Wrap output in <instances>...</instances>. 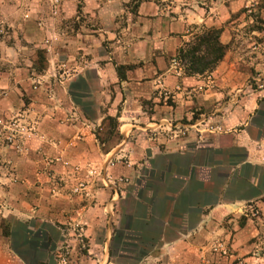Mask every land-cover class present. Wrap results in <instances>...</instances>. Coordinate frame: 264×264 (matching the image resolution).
<instances>
[{
  "label": "crops",
  "instance_id": "obj_1",
  "mask_svg": "<svg viewBox=\"0 0 264 264\" xmlns=\"http://www.w3.org/2000/svg\"><path fill=\"white\" fill-rule=\"evenodd\" d=\"M257 1L250 30L245 0H0V116L32 129L0 141V264H201L215 237L264 264ZM195 27L226 47L201 76L172 62Z\"/></svg>",
  "mask_w": 264,
  "mask_h": 264
},
{
  "label": "built area",
  "instance_id": "obj_2",
  "mask_svg": "<svg viewBox=\"0 0 264 264\" xmlns=\"http://www.w3.org/2000/svg\"><path fill=\"white\" fill-rule=\"evenodd\" d=\"M4 33L3 26L0 24V34ZM173 64L177 67L178 63L175 60H172ZM35 84H39L38 81ZM204 129L202 131H197L199 134L202 132L213 133L222 130L220 126L206 125L203 126ZM186 130H188L187 126L182 125H170L167 132L171 135H184ZM32 133V129L30 126L26 125L23 122V118L20 115H13L10 117L0 116V141L6 145L12 146L13 148L19 150L20 143L24 140H27ZM153 134L156 132H152ZM153 136V135H151ZM154 137V136H153ZM65 166L67 163H63ZM115 164H127L128 162L125 156L120 154H114L110 160L108 161V165L114 166ZM110 182L114 185L116 182L119 183H128L129 180L123 177H119L117 179H110ZM80 187L75 189L74 192L78 193ZM77 229V226H75ZM204 254L201 257V264H240L236 254L234 253L230 244L224 241L222 238L215 237L206 245L203 250ZM209 253L215 257V259H209L206 254ZM58 264H69L68 254L64 252L60 257Z\"/></svg>",
  "mask_w": 264,
  "mask_h": 264
},
{
  "label": "trees",
  "instance_id": "obj_3",
  "mask_svg": "<svg viewBox=\"0 0 264 264\" xmlns=\"http://www.w3.org/2000/svg\"><path fill=\"white\" fill-rule=\"evenodd\" d=\"M141 0H133L135 7ZM189 32L193 34L189 41L184 42L176 51L175 60L178 68L185 75H205L211 72L222 60L226 47L219 41L220 29L195 27ZM37 72H41L43 66H35ZM110 122H111V118ZM264 203V200H263ZM4 234L6 230L4 229Z\"/></svg>",
  "mask_w": 264,
  "mask_h": 264
},
{
  "label": "rangeland",
  "instance_id": "obj_4",
  "mask_svg": "<svg viewBox=\"0 0 264 264\" xmlns=\"http://www.w3.org/2000/svg\"><path fill=\"white\" fill-rule=\"evenodd\" d=\"M258 6H259V2L257 0H245L243 5H241L239 12L236 13V15L241 14L243 16V18L245 19V21L248 22L245 25V28H247V26H249V29L251 30L253 28L259 27L258 22H257L258 21V19H257L258 18V11H259ZM236 15H232V17H236ZM0 24L3 26L4 32H7L8 31L7 27L4 26V24H2V23H0ZM36 66H38V67L44 66V53H43V51H39L37 53ZM0 96H1V92H0ZM11 116H13V114ZM199 129L202 130V129H204V127L200 126Z\"/></svg>",
  "mask_w": 264,
  "mask_h": 264
}]
</instances>
